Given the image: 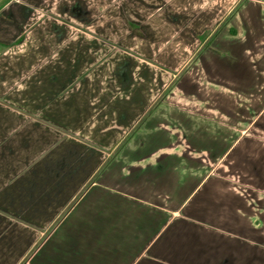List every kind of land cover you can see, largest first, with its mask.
Returning <instances> with one entry per match:
<instances>
[{"label":"crops","instance_id":"0c3cea01","mask_svg":"<svg viewBox=\"0 0 264 264\" xmlns=\"http://www.w3.org/2000/svg\"><path fill=\"white\" fill-rule=\"evenodd\" d=\"M263 108V0H4L0 264H264L256 200L196 212Z\"/></svg>","mask_w":264,"mask_h":264},{"label":"rangeland","instance_id":"374dc122","mask_svg":"<svg viewBox=\"0 0 264 264\" xmlns=\"http://www.w3.org/2000/svg\"><path fill=\"white\" fill-rule=\"evenodd\" d=\"M3 1L0 0V6ZM188 68L181 71L169 84L168 91L162 97V101H165L171 94L175 102L182 100L183 95L186 96V100L193 99L195 101H197L198 95L204 97L205 94L197 92L196 78L187 75ZM252 113V117H248V112L246 113L247 123L243 125L246 131L244 138L225 158L219 172L215 175L217 179L214 183L203 191L201 195L203 203L197 206L196 212L200 208L209 211L210 208L216 206L215 202H220V200L226 203L218 206L220 209L217 211L230 212L234 206L229 205L227 200L251 198L256 200L251 205L252 210L247 206L253 228L264 232V108L254 109ZM116 152L108 158L109 161ZM255 240L264 246V236L255 238Z\"/></svg>","mask_w":264,"mask_h":264},{"label":"trees","instance_id":"16d2710c","mask_svg":"<svg viewBox=\"0 0 264 264\" xmlns=\"http://www.w3.org/2000/svg\"><path fill=\"white\" fill-rule=\"evenodd\" d=\"M263 1H264V0H263ZM167 91H168V90H167ZM167 91H166L165 93H163V95L160 97V99L157 101V103L153 106V108L156 107L159 103H161V101H162V97H164V95L167 93ZM125 141H126V140H124V141L121 143V145H120L119 147H121V146L125 143ZM108 163H109V159L104 163V165L101 167L100 171H101L102 169H104ZM100 171H99V172H100ZM58 222H59V221H57V222L55 223V225L58 224ZM55 225H54L53 227H55Z\"/></svg>","mask_w":264,"mask_h":264}]
</instances>
